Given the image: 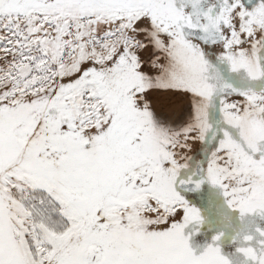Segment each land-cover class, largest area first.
Returning a JSON list of instances; mask_svg holds the SVG:
<instances>
[{
	"label": "snow or ice",
	"instance_id": "1",
	"mask_svg": "<svg viewBox=\"0 0 264 264\" xmlns=\"http://www.w3.org/2000/svg\"><path fill=\"white\" fill-rule=\"evenodd\" d=\"M0 264H264V0H0Z\"/></svg>",
	"mask_w": 264,
	"mask_h": 264
}]
</instances>
